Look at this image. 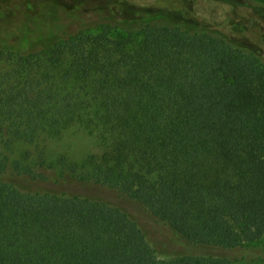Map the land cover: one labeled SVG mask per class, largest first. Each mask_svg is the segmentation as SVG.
I'll return each mask as SVG.
<instances>
[{
    "label": "trees",
    "instance_id": "16d2710c",
    "mask_svg": "<svg viewBox=\"0 0 264 264\" xmlns=\"http://www.w3.org/2000/svg\"><path fill=\"white\" fill-rule=\"evenodd\" d=\"M145 8L0 30V264H235L210 252L264 238V61ZM73 134L94 150L51 152ZM71 186L124 198L197 253L160 259L127 207Z\"/></svg>",
    "mask_w": 264,
    "mask_h": 264
},
{
    "label": "rangeland",
    "instance_id": "374dc122",
    "mask_svg": "<svg viewBox=\"0 0 264 264\" xmlns=\"http://www.w3.org/2000/svg\"><path fill=\"white\" fill-rule=\"evenodd\" d=\"M128 2V3H127ZM128 5L136 11L147 8L157 12L163 9L177 20L195 19L201 24L234 38L264 61V3L259 0H0V30L14 29L28 21L37 33L47 32L54 24L64 23L67 31L77 27L74 15L83 11ZM102 7V8H100ZM195 17V18H194ZM90 16L87 21H95ZM75 134L51 143L52 153H67L81 159L95 148L91 138ZM70 190L82 195L99 196L127 207L142 224L148 242L160 259H172L188 253H197L180 236L163 223L144 213L141 208L122 197L99 188L85 190L71 186ZM210 254L228 258L235 264H264V238L235 251H211Z\"/></svg>",
    "mask_w": 264,
    "mask_h": 264
}]
</instances>
